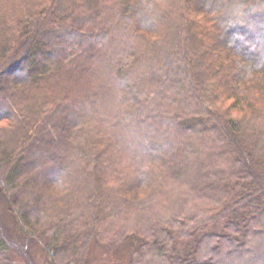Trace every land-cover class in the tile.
<instances>
[{"label": "trees", "instance_id": "1", "mask_svg": "<svg viewBox=\"0 0 264 264\" xmlns=\"http://www.w3.org/2000/svg\"><path fill=\"white\" fill-rule=\"evenodd\" d=\"M249 2L0 0V205L18 231L0 224V264H36L30 239L51 264H88L94 242L129 237V264H227L254 247L264 234V11L229 25ZM77 83L84 93L71 91ZM114 85L107 115L96 108L106 93L116 99ZM103 124L138 130V173L109 157ZM198 135L214 152L205 164L186 159ZM190 164L205 182L197 203L187 194L158 221L126 223L174 193L169 180Z\"/></svg>", "mask_w": 264, "mask_h": 264}, {"label": "rangeland", "instance_id": "2", "mask_svg": "<svg viewBox=\"0 0 264 264\" xmlns=\"http://www.w3.org/2000/svg\"><path fill=\"white\" fill-rule=\"evenodd\" d=\"M94 81L95 82H93L94 83L93 88L97 90L100 89V86L104 83L102 78L99 79L95 78ZM84 85L85 84L77 83V85L72 86L73 88L71 91L72 92L75 91L77 94L84 93L85 92ZM118 87L119 85L117 86L114 85L112 87L113 92L110 93L113 94L112 97H115L116 99L109 98L108 95L106 96L107 94L106 93L104 95L109 99L106 98L101 100L103 107L101 109L99 108L96 109L106 113L107 115H112V113L114 112L113 104L118 100L119 98L118 94L121 93L120 88L118 89ZM149 112H151V110H147V111L145 110L146 114H149ZM94 120H95V122L93 123L94 126L96 125L101 126V123L104 122V119H102L101 115L95 117ZM103 125L105 130L107 131L105 135V140L107 144H109L111 149H114L113 146H115L113 152L115 153L116 156L109 155V157L114 161L122 163L121 165H123L124 171H127L128 173H132V174H134V172L138 173L140 168L135 163L139 160L137 157H135L136 155L135 153L137 150H139L140 140L144 141V139L142 137H139L138 134L136 133L138 130L136 128H133L131 125L130 126L127 125V129H126L127 133H125V130H123L122 128H118L113 130L114 135H112L111 129L108 130V128L111 126L106 124ZM177 129L179 130V126H177ZM102 137H104V135ZM177 139L178 141L181 140L180 137ZM192 142L197 144V147L193 151L189 147L190 152L189 155H187L186 159L188 160V162L189 161L192 163L200 162L201 164H205V160L207 161L209 156H213L214 152L212 154L211 151H208L206 149L202 150L201 140L199 135L197 136V138L194 139V141H190V143ZM185 148H186V143H185ZM169 183H170V188L174 191L176 190L174 193L168 194L165 198L164 197L162 198L163 200L159 201L158 203L156 202L152 210L142 211L141 209L134 208L127 216L126 223L130 224L131 226H139V225L142 226L143 224H145V222L150 223L152 220L158 221L160 217L166 216L169 210L172 211V209L175 208L174 206H176L175 204L179 203V199L184 197L186 200V198H188L187 194H191V195L193 194L195 197L194 196L191 197L192 199L194 198L197 203L198 200H196L197 199L196 197L201 195L200 193L203 194V191L199 187L205 186V182L203 185L202 178H200V172L199 171L197 172L195 170V167H193L191 164L189 165L187 170L183 172V175L180 176L177 175V177L176 176L172 177L169 180ZM177 193L179 195H177ZM0 214L3 216L2 218H0V224L2 226H4L5 224L8 226L12 225L14 227V230L16 231L17 229L16 225L14 223L12 215L8 212L6 202L0 205ZM2 219L4 221H2ZM131 239H132L131 237L126 238L117 245L94 242L92 249L89 252L88 264H129L132 250L136 245L134 240ZM27 242L29 246L27 250L31 253V256H33V259L36 264H51L47 255L44 253V250L42 249L41 245L38 242H32L31 239ZM254 244L255 245L253 248H248L250 249L248 251L245 250L242 258L241 257L234 258L232 255L230 256L228 255L229 257L227 256L226 259L227 264H247L248 261L250 260H252L253 263H249V264H264V234H258L256 236ZM15 258L17 263L26 264V262L22 258H18V257Z\"/></svg>", "mask_w": 264, "mask_h": 264}, {"label": "clouds", "instance_id": "3", "mask_svg": "<svg viewBox=\"0 0 264 264\" xmlns=\"http://www.w3.org/2000/svg\"><path fill=\"white\" fill-rule=\"evenodd\" d=\"M258 11H264V0H257L255 3H237L235 5L236 18L229 21V25L235 23L245 24V16Z\"/></svg>", "mask_w": 264, "mask_h": 264}]
</instances>
